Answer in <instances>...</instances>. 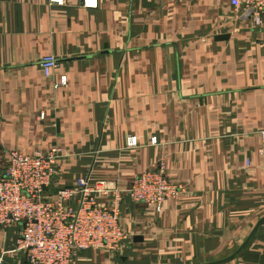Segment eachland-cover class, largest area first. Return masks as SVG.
Here are the masks:
<instances>
[{"label": "crops", "instance_id": "1", "mask_svg": "<svg viewBox=\"0 0 264 264\" xmlns=\"http://www.w3.org/2000/svg\"><path fill=\"white\" fill-rule=\"evenodd\" d=\"M250 18L229 0H0V169L9 151L59 147L49 193L160 165L181 189L160 213L125 200L130 239L77 264L217 262L264 219V27ZM17 236L0 231V264H26ZM215 264H264V220Z\"/></svg>", "mask_w": 264, "mask_h": 264}, {"label": "built area", "instance_id": "2", "mask_svg": "<svg viewBox=\"0 0 264 264\" xmlns=\"http://www.w3.org/2000/svg\"><path fill=\"white\" fill-rule=\"evenodd\" d=\"M47 1L55 6L65 3ZM81 1L85 9L97 6V0ZM229 3L234 9L250 13L253 27H264V0ZM38 65L43 76L49 78L57 61L46 55ZM65 83V77H60L54 86ZM259 135L264 145V131ZM135 144L134 138L127 140V146ZM61 155L59 147L32 155L9 151L6 165L0 169V231L18 228L16 251L23 254L26 264H77L79 254L86 250L118 251L130 239L121 224L125 200L160 213L165 201L181 190L166 178L160 165L139 174L123 188L109 187L105 181H93L87 175L49 193Z\"/></svg>", "mask_w": 264, "mask_h": 264}, {"label": "water", "instance_id": "3", "mask_svg": "<svg viewBox=\"0 0 264 264\" xmlns=\"http://www.w3.org/2000/svg\"><path fill=\"white\" fill-rule=\"evenodd\" d=\"M225 37H219V39H223ZM264 219H260L257 224L255 225V227L253 228V230L251 231V233L249 234V236L246 238V240L243 242V244L227 259L221 260V261H217V262H212V263H207V264H215V263H220L223 262L225 260H228L230 258H232L233 256H235L244 246L245 244L249 241V239L251 238V236L253 235V233L256 231L257 227L260 225V223L263 221ZM136 240V238H135Z\"/></svg>", "mask_w": 264, "mask_h": 264}, {"label": "rangeland", "instance_id": "4", "mask_svg": "<svg viewBox=\"0 0 264 264\" xmlns=\"http://www.w3.org/2000/svg\"><path fill=\"white\" fill-rule=\"evenodd\" d=\"M128 233V232H127ZM129 234V233H128ZM12 252H15V253H17V251L16 250H13Z\"/></svg>", "mask_w": 264, "mask_h": 264}]
</instances>
